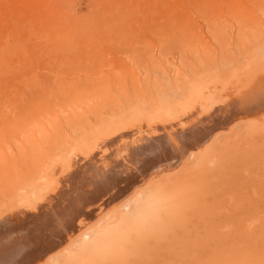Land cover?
I'll use <instances>...</instances> for the list:
<instances>
[{"label": "rangeland", "instance_id": "1", "mask_svg": "<svg viewBox=\"0 0 264 264\" xmlns=\"http://www.w3.org/2000/svg\"><path fill=\"white\" fill-rule=\"evenodd\" d=\"M257 86L264 0H0V264H264V114L223 126ZM197 110L194 158L157 141Z\"/></svg>", "mask_w": 264, "mask_h": 264}, {"label": "bare ground", "instance_id": "2", "mask_svg": "<svg viewBox=\"0 0 264 264\" xmlns=\"http://www.w3.org/2000/svg\"><path fill=\"white\" fill-rule=\"evenodd\" d=\"M61 2V1H60ZM134 4V3H133ZM126 8V7H125ZM112 10V9H111ZM115 10V9H114ZM126 10V9H125ZM133 11H135V10H133ZM70 12H72V11H70ZM118 15V14H117ZM125 15V14H124ZM73 16V15H72ZM104 17V16H103ZM114 17V16H113ZM123 17V16H122ZM115 18V17H114ZM116 19V18H115ZM123 20V19H122ZM106 22V21H105ZM93 25V24H92ZM123 25V24H122ZM64 26V25H63ZM125 26V25H124ZM56 28V27H55ZM57 31V30H56ZM108 31V30H107ZM69 33V32H68ZM87 34V33H86ZM100 34V33H99ZM101 35V34H100ZM39 37V36H38ZM92 46V45H91ZM85 51H86V49H85ZM97 58V57H96ZM21 80V79H20ZM35 80V79H34ZM39 80V79H38ZM249 80V79H248ZM15 81V80H14ZM31 81V80H30ZM36 82V81H35ZM54 82V81H53ZM242 82V81H241ZM244 83V82H243ZM56 84V83H55ZM259 87H261V85L259 86ZM259 87L257 86L256 88L255 87H253L252 89H250L251 91H249L248 89H246V91L247 92H243L242 91V96H241V98L240 99H238V101H234V103L232 104V107H233V110H232V113H231V115L230 116H232L235 112H237V111H240V110H242V109H244V111L243 112H241L240 111V114H239V116L238 117H236L233 121H231V123H228V125H226V124H224L223 126H225L226 128H227V126H229V125H231L232 127H233V125L236 123V122H238V121H241V120H245V119H247V120H249L250 118H253L254 120H249V121H251V124L253 123V124H259L261 121H259V119H257V118H259L260 116H262L263 114H264V94H261V92H260V89H259ZM251 92V93H249V92ZM237 92V91H236ZM234 93V92H233ZM235 94V93H234ZM53 95V94H52ZM228 95H229V93H228ZM231 95V94H230ZM241 95V94H240ZM1 97V96H0ZM26 97V96H25ZM231 98V97H230ZM235 98V97H234ZM248 98V99H247ZM29 99V98H28ZM22 100V99H21ZM46 100V99H45ZM44 100V101H45ZM82 100V99H81ZM224 100V99H223ZM29 101H30V99H29ZM228 101H229V99H228ZM13 102H15V100L13 101ZM12 102V103H13ZM21 102H23V101H21ZM220 102V101H219ZM231 102V101H230ZM229 102V103H230ZM10 103H11V101H10ZM16 103V102H15ZM29 103V102H28ZM33 103V102H32ZM66 103H68V102H66ZM226 103V102H225ZM217 104H218V101H217ZM231 104V103H230ZM16 105H18V104H16ZM219 105V104H218ZM227 105V104H226ZM12 106H13V104H12ZM56 106H58L57 104H56ZM80 106V105H79ZM230 107H231V105H229ZM262 106V107H261ZM17 107H19V106H17ZM20 107H22V106H20ZM59 107V106H58ZM81 107V106H80ZM215 107H216V105H215ZM16 108V107H15ZM219 108V107H218ZM227 108H228V105H227ZM261 108V109H260ZM82 109V108H81ZM226 109V108H225ZM63 110V109H62ZM73 110V109H72ZM200 110V109H199ZM199 110H197V112H195V113H193V114H189V115H185V117H183V118H181L182 119V121L180 122L181 124H183V125H181L182 127H179V131H176V132H174V131H171L170 133L168 132V133H164V134H161L160 135V137H158L156 134H155V136H157L158 138V140L157 139H155V140H157L160 144H162V146L165 144V142H168V141H170V140H172V144H174V143H180V141H182L181 143H183V141L186 143V139L187 138H189V137H194V138H198V136H199V134L198 133H201V130H202V132H204V130H206L205 128L208 126V127H213V126H216V124H218V123H216L215 121H213L212 119H214V118H216V117H218V116H216V115H218V114H216V115H212L211 113H206V114H204V115H202V116H197L196 114H198V111ZM205 110V109H204ZM215 110V109H214ZM220 110V109H219ZM224 110V109H223ZM53 111V110H52ZM212 111V110H211ZM225 111H227V110H225ZM46 112V111H45ZM203 112V111H202ZM215 112V111H214ZM50 113V112H49ZM74 113V112H73ZM215 113H217V112H215ZM225 113V112H224ZM223 113V114H224ZM227 113V112H226ZM40 114V113H39ZM228 114V113H227ZM230 114V113H229ZM161 115V114H160ZM81 116V115H80ZM197 116V117H196ZM221 116V115H220ZM229 116V117H230ZM223 117H225V115L223 116ZM211 118V119H210ZM262 118V117H261ZM69 119V118H68ZM158 119V118H157ZM180 119V120H181ZM166 120V119H165ZM179 120V121H180ZM212 120V121H211ZM225 121H226V119H224ZM260 120H262V119H260ZM172 121V120H171ZM190 121H191V123H190ZM253 121V122H252ZM62 122H63V120H62ZM65 122V121H64ZM172 122H174V121H172ZM5 123H7V120L4 118V116H3V111H2V108L0 107V137L2 138V134H3V132L4 131H2L3 130V127L5 128ZM77 123V122H76ZM243 123V122H242ZM242 123H240V124H235L234 126L235 127H240V126H242ZM246 123H248V122H244L243 123V125H245ZM55 124V123H54ZM146 124V123H145ZM169 124V123H168ZM175 124H177V121H176V123ZM206 124H208V125H206ZM77 125V124H76ZM148 125V124H147ZM171 125V124H170ZM169 125V127L171 128L173 125H171L170 126ZM250 125V124H249ZM9 126V125H8ZM155 126V125H154ZM176 126H178V124L177 125H174V127H176ZM163 127V126H162ZM161 127V129L163 130V128ZM224 127V128H225ZM165 128H167V127H165ZM231 128V127H230ZM160 129V128H159ZM160 129V130H161ZM172 129V128H171ZM170 129V130H171ZM177 129H178V127H177ZM197 129H199L200 130V132L197 130ZM216 129V128H215ZM222 129V128H221ZM167 130V129H166ZM166 130L165 131H163V132H166ZM173 130H176L175 128H173ZM195 130H196V132H195ZM159 131V130H158ZM215 131V130H214ZM162 132V131H161ZM193 132H195L194 134H192ZM209 132V131H208ZM216 132V131H215ZM212 133V132H211ZM180 134H182V136H180V137H178V135H180ZM202 134V133H201ZM216 134V133H215ZM4 135V134H3ZM152 135V134H151ZM195 135V136H194ZM209 134H207V136L205 135V137L204 138H202L201 137V139H199L198 140V142L196 141V145H195V143H194V147H190V149H189V154H190V156L188 155V157L189 158H194L195 157V153H194V151H195V149H199V147H201V145L202 144H204V143H206L207 142V140L209 139V137L210 136H208ZM1 138H0V141H1ZM147 138H149V136L147 137ZM179 138H182V139H179ZM150 139H152V138H149V140ZM146 141V139H142L141 141L143 142L142 144H143V146L142 147H148L149 146V148H152L153 147V149L154 148H157L156 150H154L152 153H155V152H162V149H161V145L159 144V145H157V146H153L154 144V142L151 144V143H149V142H151V141H149L148 139V146L147 145H145L144 144V142ZM136 141V140H135ZM195 141V140H194ZM193 141V142H194ZM2 142V141H1ZM189 142V141H188ZM128 143H130V142H128ZM131 144V143H130ZM147 144V143H146ZM167 144V143H166ZM184 144V143H183ZM182 144V145H183ZM193 144V143H192ZM138 146H139V144H137ZM137 145H134V146H137ZM170 145V144H169ZM191 145V144H190ZM189 145V146H190ZM198 145V146H197ZM129 146V145H128ZM133 146V145H132ZM188 146V145H187ZM142 147H141V145L138 147V148H140L141 150H140V154H142V152L143 151H145L144 149H142ZM180 147V146H179ZM178 146H177V148H179ZM129 148H131V147H129ZM166 148V147H165ZM176 148V147H175ZM176 148V149H177ZM62 149V148H61ZM88 149V148H87ZM148 148H146V150H147ZM175 149V150H176ZM201 149V148H200ZM149 150V149H148ZM151 150V149H150ZM168 150V149H167ZM187 150L188 149H186V152H187ZM165 151V150H164ZM169 151V150H168ZM172 151H173V148H172ZM123 152H125V151H123ZM122 152V153H123ZM197 152V151H196ZM125 153H127V155H128V152L126 151ZM144 153V152H143ZM149 153V152H148ZM158 153H156V154H158ZM165 153V152H164ZM168 153V152H167ZM185 153V152H184ZM124 154V153H123ZM122 154V155H123ZM139 154V155H140ZM145 154H146V151H145ZM162 154V153H161ZM160 154V155H161ZM152 155V154H151ZM62 156V155H61ZM156 156H158V155H156ZM162 156H163V154H162ZM164 156H167L166 154L164 155ZM163 156V157H164ZM169 156V155H168ZM170 156H172V155H170ZM173 156H174V154H173ZM148 157V156H147ZM160 157V156H159ZM182 157V156H181ZM162 158V157H161ZM170 158V157H169ZM176 158H178L177 156H176ZM175 158V156H174V159H176ZM182 160V159H181ZM3 161H4V159H3ZM158 161V160H157ZM176 161H177V159H176ZM160 162V161H159ZM108 162H106V164H107ZM111 163V162H110ZM161 163V162H160ZM170 163V162H169ZM168 163V164H169ZM178 163V162H177ZM177 163H175V164H177ZM110 164L108 163V169L111 167V166H109ZM112 165V164H111ZM115 165V164H114ZM113 165V166H114ZM183 165V164H182ZM181 165V166H182ZM120 166V165H119ZM177 166H178V164H177ZM158 168V167H157ZM160 169V168H159ZM170 169V168H169ZM87 170V169H86ZM86 170H85V174H86ZM172 170V169H171ZM92 171V170H91ZM93 175V174H92ZM87 176H89V178H91V175L89 174V172H88V175ZM149 176H150V174H149ZM94 178H96V177H94ZM107 179H109V177L107 178ZM93 180V179H92ZM106 180V179H105ZM91 181V180H90ZM146 181V180H145ZM148 181V180H147ZM112 182V181H111ZM111 182H109V183H111ZM141 182V181H140ZM140 182H139V184H140ZM103 183V182H102ZM146 185H147V182H144ZM93 184V183H92ZM141 184L142 185H145V184H143V182H141ZM149 184V183H148ZM90 185H91V183H90ZM109 185V184H108ZM104 186H105V184H104ZM106 186H107V184H106ZM105 186V187H106ZM89 187H87L86 186V188H85V191H87V192H89V189H91V187L88 189ZM93 189V188H92ZM137 191V193H135V195H136V197H135V195H132V197H135L134 198V201L132 202V205L130 206V207H128V210H126V211H132L133 209L135 210L136 209V206H137V204H139L141 201H145V199H146V197H147V195H148V191L146 192L145 190L144 191H139V190H136ZM84 194H86V192L84 193ZM81 195V194H80ZM81 198V197H80ZM77 199V198H76ZM130 199V198H129ZM164 199V198H163ZM77 200H79V199H77ZM76 200V201H77ZM80 200H82V198L80 199ZM79 200V201H80ZM161 200V199H160ZM131 201V200H130ZM162 201V200H161ZM82 202H83V200H82ZM77 203V202H76ZM84 203H85V201H84ZM129 203V202H128ZM79 204V203H78ZM78 204H77V206H78ZM86 204V203H85ZM93 204V203H92ZM91 204V205H92ZM95 204H96V201H95ZM162 204H163V201H162ZM130 205V204H129ZM74 208H77V206L75 207V205H72ZM128 206V205H127ZM156 207V206H155ZM61 208H63V207H61ZM70 209H72L71 208V206L69 207ZM80 208V207H79ZM78 208V209H79ZM125 209H126V207H124ZM59 210H60V208H58ZM68 209V208H67ZM82 209V208H81ZM63 210V209H62ZM133 210V211H134ZM68 211V210H67ZM97 212V211H96ZM64 213V212H63ZM73 214H74V212H72ZM98 214V213H97ZM106 214V215H105ZM101 218H99V221L98 222H96V223H94L92 226H87L86 228H84V229H82V230H80V232H79V238H77V240H76V242H75V244H76V248H79V247H83V246H85V245H93V244H97V242H98V240L100 239V235H101V233H104V234H106V229H107V227H108V225L109 224H112L113 223V221H114V219H116V217L114 218V213H112V214H107V213H105ZM99 215V214H98ZM144 215V214H143ZM92 222V221H91ZM55 224V223H54ZM89 224H90V222H89ZM1 225V224H0ZM57 225V224H56ZM86 225H88V224H86ZM56 227V226H55ZM81 228V227H80ZM79 227H78V229H80ZM77 230V229H76ZM68 232V231H67ZM75 232V231H74ZM78 232V231H77ZM76 232V233H77ZM74 244V245H75ZM95 244V245H96ZM74 248V247H73ZM72 251V250H71ZM59 256V255H58Z\"/></svg>", "mask_w": 264, "mask_h": 264}]
</instances>
